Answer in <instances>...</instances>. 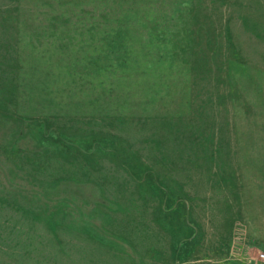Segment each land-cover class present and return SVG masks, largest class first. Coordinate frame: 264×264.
<instances>
[{
	"label": "rangeland",
	"instance_id": "rangeland-1",
	"mask_svg": "<svg viewBox=\"0 0 264 264\" xmlns=\"http://www.w3.org/2000/svg\"><path fill=\"white\" fill-rule=\"evenodd\" d=\"M260 253L264 0H0V264Z\"/></svg>",
	"mask_w": 264,
	"mask_h": 264
},
{
	"label": "trees",
	"instance_id": "trees-1",
	"mask_svg": "<svg viewBox=\"0 0 264 264\" xmlns=\"http://www.w3.org/2000/svg\"><path fill=\"white\" fill-rule=\"evenodd\" d=\"M61 17L63 18V17H66V16L62 14ZM76 17H78V18H76L77 20H81V21L85 20V19H83V14L80 13V12H78V11H77V13H76ZM80 28L83 29V30H87L86 27H82V26H80ZM36 75H39V72H38V71H33V72H32V79H33V77L36 76Z\"/></svg>",
	"mask_w": 264,
	"mask_h": 264
},
{
	"label": "built area",
	"instance_id": "built-area-1",
	"mask_svg": "<svg viewBox=\"0 0 264 264\" xmlns=\"http://www.w3.org/2000/svg\"><path fill=\"white\" fill-rule=\"evenodd\" d=\"M260 257H264V253H260Z\"/></svg>",
	"mask_w": 264,
	"mask_h": 264
}]
</instances>
